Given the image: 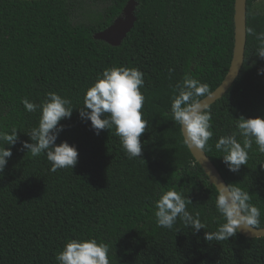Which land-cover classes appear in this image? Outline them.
Masks as SVG:
<instances>
[{
    "label": "trees",
    "instance_id": "obj_1",
    "mask_svg": "<svg viewBox=\"0 0 264 264\" xmlns=\"http://www.w3.org/2000/svg\"><path fill=\"white\" fill-rule=\"evenodd\" d=\"M128 0H0V128H18L0 175V264H57L67 239L95 238L109 247L110 264H264V236L237 232L205 241L223 223L214 205L216 187L183 144L170 115L175 85L190 74L212 92L226 75L234 43V0H134L137 17L117 46L93 37L121 13ZM247 0L246 45L239 74L210 106L213 137L205 151L227 184L250 194L264 227V155L249 152L247 165L229 171L214 142L235 130L234 119L264 116V58L248 29L264 32V9ZM113 66L144 75L141 109L149 122L141 158L129 159L112 130L99 134L78 109L85 90ZM169 68L173 69L170 73ZM54 91L72 101L56 143L78 151L72 169L50 171L44 154L31 157L20 141L37 126L22 99L41 103ZM201 99V98H198ZM240 139L239 137H237ZM7 147V145H6ZM256 145H253V149ZM174 188L207 229L193 232L177 219L158 227L154 201Z\"/></svg>",
    "mask_w": 264,
    "mask_h": 264
},
{
    "label": "clouds",
    "instance_id": "obj_2",
    "mask_svg": "<svg viewBox=\"0 0 264 264\" xmlns=\"http://www.w3.org/2000/svg\"><path fill=\"white\" fill-rule=\"evenodd\" d=\"M248 32L258 41L256 55L264 58V32L257 33L251 28ZM168 71L171 73L173 69L169 68ZM257 73L264 75V67L259 68ZM143 75L135 67L105 68L102 75L85 90L82 105L77 108L81 120H89L95 134L105 129L112 130L129 159L141 158L140 137L149 126L141 112L145 101L140 91L144 85ZM175 93L171 100L170 115L180 127L183 144L210 151L208 141L213 137L210 106L198 99L208 96L209 86L185 74L175 85ZM22 104L28 113L39 110V117L37 126L25 132L31 142L20 141L21 149L26 150L25 153L31 157L44 154L53 173L58 169H72L78 160L76 147L66 141L56 143L64 127L59 122L70 118L73 108H76L71 106L72 101L49 91L39 104L27 98L22 99ZM234 128L230 134L220 135L216 139L214 149L220 154L218 157L226 168L236 173L242 165H247L250 150L264 155V116L245 118L241 115L234 119ZM17 130L16 127L9 130L0 128V175L12 156V147L19 139ZM259 164L264 169V163ZM250 199L249 192L236 184L221 183L216 189L214 205L223 223L215 231L206 230L204 240L224 241L234 237L241 228L260 229V210L250 203ZM189 203H192L191 200L174 188L163 191L154 201L157 226L172 229L179 218L194 233L207 229L200 219V213L193 215L187 209ZM255 236L259 238V234ZM55 260L57 264H110L109 247L95 238L67 239L55 255Z\"/></svg>",
    "mask_w": 264,
    "mask_h": 264
},
{
    "label": "water",
    "instance_id": "obj_3",
    "mask_svg": "<svg viewBox=\"0 0 264 264\" xmlns=\"http://www.w3.org/2000/svg\"><path fill=\"white\" fill-rule=\"evenodd\" d=\"M136 6V1L128 0L121 13L112 21V23L103 30L94 33L93 37L112 46L119 45L134 26L137 19L135 15ZM246 11L247 0H234V43L230 65L221 83L210 92L207 97L200 99L202 103L206 102L208 105H211L219 99L228 90L239 74L244 60L246 45ZM188 148L195 160L204 170L209 183L213 184L216 189L221 183L227 184L216 166L206 155L205 151L190 147ZM238 232L246 237H257L255 236L256 234H259V237H261L264 236V227H260V229L248 228L247 230L241 228Z\"/></svg>",
    "mask_w": 264,
    "mask_h": 264
},
{
    "label": "rangeland",
    "instance_id": "obj_4",
    "mask_svg": "<svg viewBox=\"0 0 264 264\" xmlns=\"http://www.w3.org/2000/svg\"><path fill=\"white\" fill-rule=\"evenodd\" d=\"M256 5L262 9H264V0H257Z\"/></svg>",
    "mask_w": 264,
    "mask_h": 264
}]
</instances>
